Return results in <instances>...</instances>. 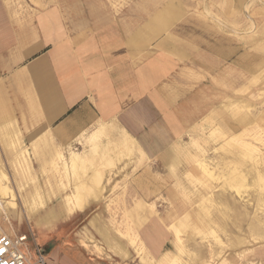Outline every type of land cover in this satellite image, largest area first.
Listing matches in <instances>:
<instances>
[{"label": "rangeland", "instance_id": "1", "mask_svg": "<svg viewBox=\"0 0 264 264\" xmlns=\"http://www.w3.org/2000/svg\"><path fill=\"white\" fill-rule=\"evenodd\" d=\"M14 5L42 11L93 7L96 16L119 24L128 43L136 45L137 65L158 60L166 86L157 104L170 122L182 108L188 113L192 108L198 114L194 120L200 105L208 109L185 133L183 126L176 128L174 144L155 157L108 125L101 139H89L93 132L87 133L67 153L45 141L42 162L34 157L39 143L0 141V172L9 177L18 206L11 215L4 203L15 233L32 228L38 237L36 225L42 220L41 246L47 251L49 243L69 241L87 216L105 213L142 264H164L167 257L150 262L141 238L142 230L157 223L171 240L166 252L178 254L179 264H264V183L258 180V173L264 175V0H14ZM28 152L29 166L22 158ZM55 152L61 157L51 164ZM73 153L84 158V165L68 167ZM235 167L247 179L234 188L226 177ZM76 190L82 196L67 209L65 199ZM39 200L43 209H36ZM182 220L179 252L170 227ZM97 250L102 264L121 261Z\"/></svg>", "mask_w": 264, "mask_h": 264}, {"label": "crops", "instance_id": "2", "mask_svg": "<svg viewBox=\"0 0 264 264\" xmlns=\"http://www.w3.org/2000/svg\"><path fill=\"white\" fill-rule=\"evenodd\" d=\"M118 26L96 16L93 7L42 11L0 0V113L6 118L0 114L1 143L18 139L42 146L47 141L54 150L67 153L82 136L108 125L125 131L155 157L174 144L176 128L183 126L181 134L185 133L203 117L208 109L201 105L196 120L198 114L190 107L191 113L185 108L175 111L171 122L164 116L157 102L166 86L165 73L157 59L137 65L136 45L128 43ZM9 224L16 234L10 220ZM36 226L38 237L32 228L20 235L42 245V220ZM70 237L48 244L47 264H102L97 249L120 256L117 264H142L105 213L87 216ZM141 238L150 262L173 254L165 250L171 240L158 223L142 230Z\"/></svg>", "mask_w": 264, "mask_h": 264}, {"label": "bare ground", "instance_id": "3", "mask_svg": "<svg viewBox=\"0 0 264 264\" xmlns=\"http://www.w3.org/2000/svg\"><path fill=\"white\" fill-rule=\"evenodd\" d=\"M229 4V3H228ZM218 23V22H217ZM216 23V24H217ZM246 94V93H245ZM239 101V100H238ZM236 103V102H235ZM226 107V106H225ZM225 110V109H224ZM252 110V109H251ZM233 111H235V110H233ZM232 112V111H231ZM237 112V111H236ZM235 112V113H236ZM4 113V112H3ZM234 113V114H235ZM1 114V116H2V113H0ZM7 115H8V113H6ZM239 114V113H238ZM238 114H236V115H238ZM243 115V114H242ZM0 116V117H1ZM5 116V115H4ZM261 116H262V114H261ZM3 117V116H2ZM6 117V116H5ZM262 118V117H261ZM264 118V117H263ZM3 119H4V117H3ZM6 119V118H5ZM4 119V120H5ZM251 119V118H250ZM252 119H253V117H252ZM256 119H257V117H256ZM0 120H1V118H0ZM241 122H245V121H247V119H246V117H241L240 119H239ZM258 120V119H257ZM257 120H256V122L255 123H257ZM237 122V121H236ZM259 123V122H258ZM260 124V123H259ZM245 128H246V126H245ZM244 128V129H245ZM222 129V128H221ZM108 130V129H107ZM105 132V129H104V125H102L101 127H99V129H97L95 132H93L90 136H89V139H96L97 140V138L99 137V134L100 133H104ZM229 132H231V131H229ZM242 132H243V130H242ZM107 133V132H106ZM241 133V132H240ZM242 134V133H241ZM103 135H105V134H103ZM102 135V136H103ZM237 135V134H236ZM237 136H239V135H237ZM217 137V136H216ZM225 137V136H224ZM228 137V136H227ZM230 137V136H229ZM240 137V136H239ZM244 137V136H243ZM250 137V136H249ZM248 137V138H249ZM100 138V137H99ZM240 138H242V137H240ZM101 139V138H100ZM95 140V141H96ZM229 140V139H228ZM241 140V139H240ZM94 141V142H95ZM223 141V140H222ZM225 141V140H224ZM237 141V140H236ZM250 141H252V140H250ZM93 142V143H94ZM233 142V141H232ZM240 142V141H239ZM238 142V143H239ZM242 142H243V140H242ZM244 143V142H243ZM237 144V143H236ZM240 144V143H239ZM260 144V143H259ZM264 144V143H263ZM232 145V144H231ZM234 145V144H233ZM261 145V144H260ZM44 146V145H43ZM43 146H37V148H39V149H41ZM221 147H222V145H220ZM240 146V145H239ZM256 146H257V144H256ZM227 147V146H226ZM245 147H248L249 148V144H246L245 146H244V148ZM44 148V147H43ZM54 148V147H53ZM58 148V147H57ZM235 148V147H234ZM238 148V147H237ZM242 148V147H241ZM254 148V147H253ZM260 148V147H259ZM258 148V149H259ZM232 149H233V147H232ZM247 149V148H246ZM22 151H23V153H24V151L25 152H27L28 151V149L27 150H23V149H21ZM50 150V149H49ZM61 150V149H60ZM237 150H239V149H237ZM236 150V151H237ZM244 150V149H243ZM249 150V149H248ZM251 150H252V148H251ZM239 151H241V150H239ZM238 151V152H239ZM246 151V153H247V150H245ZM250 151V150H249ZM261 151V150H260ZM36 152V151H35ZM233 152V151H232ZM254 152H256V151H254ZM259 152V151H258ZM257 152V153H258ZM29 153V152H28ZM245 153V154H246ZM260 153V152H259ZM233 154V153H232ZM235 154V153H234ZM23 155V154H22ZM240 155V154H239ZM253 155V154H252ZM251 155V156H252ZM260 155H261V153H260ZM49 156V155H48ZM193 156V155H192ZM241 157L243 156V154L242 155H240ZM248 156H250V155H248ZM255 156V155H254ZM34 157H36V158H38L41 162H42V154L41 153H39V152H36L35 153V156ZM51 157H53L54 158V160L52 161L51 160ZM51 157L48 159V162L49 163H54V162H56L57 161V159H58V157L60 158L61 157V154H59L58 152H55L53 155H51ZM239 157V156H238ZM246 157V156H245ZM23 162L25 163V164H27L28 166L31 164L30 163V161H32V157H31V154L29 153V155L28 154H26V155H23ZM57 158V159H56ZM251 158V157H250ZM56 159V160H55ZM254 159V158H253ZM253 159H251V160H253ZM256 159H257V157H256ZM255 159V160H256ZM44 160V159H43ZM241 160V159H240ZM247 160V159H246ZM248 160H250V159H248ZM219 161V160H218ZM86 161L84 160V158L83 157H81L80 155H77V154H75V153H73L72 154V156H71V158H70V160H69V162H68V167L70 168V169H72V168H75V167H77V166H79L80 164H83V163H85ZM204 162V161H203ZM251 162V161H250ZM254 162V161H253ZM257 163V162H256ZM234 164V163H233ZM241 164V163H240ZM246 164V163H245ZM244 164V165H245ZM257 164H259V163H257ZM256 164V165H257ZM261 164V163H260ZM84 165V164H83ZM82 165V166H83ZM191 165V164H190ZM213 165H214V163H213ZM222 165V164H221ZM81 166V167H82ZM202 167H203V170H204V172L208 175V176H211L212 177V172L211 171H209V169L207 168V166L206 165H201ZM238 166V165H237ZM253 166H255L254 164H253ZM258 166V165H257ZM256 166V167H257ZM224 167V166H223ZM242 167H243V165H242ZM230 168V167H229ZM201 169V168H200ZM232 170H234V169H232ZM241 170V169H240ZM263 170V169H262ZM185 171V170H184ZM259 171V170H258ZM243 172V171H242ZM241 172V173H242ZM262 172V171H261ZM238 170H237V168L235 167V170L232 172V174L228 177V179H227V177H226V182H228L229 184H230V186L232 187L233 185V187L235 188V187H238V186H240V184H242V180L243 181H245L246 179H244L245 178V176H242V174H241ZM195 175V174H194ZM188 176H190L191 177V175H189L188 174ZM217 176V175H216ZM222 176H220V178H221ZM191 178H193V177H191ZM219 178V177H218ZM258 180H259V182L260 183H264V175H261L260 173H258ZM214 181H216V179L214 180ZM71 183V182H70ZM183 183V182H182ZM224 183V182H223ZM246 182H243V184H245ZM9 184H10V179H9V177L6 175V174H4L3 172H0V201L1 202H3V203H5V205H6V207H7V210H8V212L11 214V213H14V212H16V210H17V203H16V194H15V192H13V190L10 188V186H9ZM79 184V183H78ZM225 184V183H224ZM242 184V185H243ZM208 185V184H207ZM260 185H263V184H260ZM185 186V185H184ZM226 186V185H225ZM81 187V186H80ZM79 187V188H80ZM201 187V186H200ZM208 187V186H207ZM241 187H243V186H241ZM230 188V187H229ZM233 188V189H234ZM231 189V188H230ZM239 189V188H238ZM188 191H190V190H188ZM190 193V192H189ZM194 193V192H193ZM38 194V193H37ZM193 195V194H192ZM81 196H82V194L78 191V190H76L75 192H73V194L72 195H68L67 197H66V199H65V205H66V207H67V209H72V207H71V205H72V202H73V200L74 199H78L79 200V198H81ZM186 196H188V195H186ZM191 198V197H190ZM71 201V202H70ZM194 201H196V199L194 200ZM193 201V202H194ZM76 203H77V201H75ZM37 203V202H36ZM183 203V202H182ZM187 203V202H186ZM77 204H79V203H77ZM180 204V203H179ZM44 205H45V203L42 201V200H39V203H38V205L36 206V209H40V207L43 209L44 208ZM210 205V203L208 204V206ZM183 206V205H182ZM195 206V205H194ZM200 206V205H199ZM4 207V209H3V220H4V223H6L5 221H9V217H8V212H7V210H6V207L5 206H3ZM187 207V206H186ZM203 207H204V205H203ZM199 208V207H198ZM34 209V208H33ZM169 209H170V207H169ZM196 209H197V207H196ZM202 209V208H201ZM76 210V209H75ZM175 210V209H174ZM210 210V209H209ZM180 212V211H179ZM189 212H191V211H189ZM188 212V213H189ZM195 212H197L196 210H195ZM171 213V212H170ZM174 213H175V211H174ZM178 213V212H177ZM186 213V212H185ZM12 215V214H11ZM171 215V214H170ZM178 215V214H177ZM184 217V216H183ZM209 217V216H208ZM185 219H187L188 217H184ZM194 218V217H193ZM207 219V218H206ZM210 219V218H209ZM184 220V219H183ZM183 220L182 221H179L177 224H175V225H172L171 227H170V229L175 233V237H176V240H177V242L176 243H178V245H177V250L180 252V251H182V249H183V242H182V238H180V233H181V231H180V228L183 226ZM11 221V220H10ZM190 221V220H189ZM185 222H187L186 220H185ZM128 223H129V221H128ZM182 223V224H181ZM172 224V223H171ZM181 224V225H180ZM5 225V224H4ZM203 225V224H202ZM6 226H7V224H6ZM133 227V226H132ZM134 229V228H133ZM128 230V229H127ZM130 230V229H129ZM131 231V230H130ZM134 231V230H133ZM169 231V230H168ZM208 231V230H207ZM137 232V231H136ZM134 233V232H133ZM205 233V232H204ZM203 233V234H204ZM211 233V232H210ZM182 236V235H181ZM135 237H137V236H135ZM215 237V236H214ZM137 239H139V237L137 238ZM141 241V240H140ZM184 241V240H183ZM134 243H136L137 244V242L134 240ZM125 246V245H124ZM141 246V245H140ZM128 249V248H127ZM141 249L143 250V245H142V247H141ZM129 250V249H128ZM142 250H141V252H142ZM168 250V249H167ZM187 252V251H186ZM143 253V252H142ZM170 253V252H169ZM173 253V252H172ZM180 254V253H179ZM184 254V253H183ZM163 255V254H162ZM169 255V254H168ZM178 255V254H177ZM177 255H175V254H173V255H171V256H167L162 262L164 263V264H179L178 263V257H177ZM181 255V254H180ZM164 256V255H163ZM161 257V256H160ZM153 261V260H152ZM158 262V261H157ZM161 262V263H162Z\"/></svg>", "mask_w": 264, "mask_h": 264}, {"label": "built area", "instance_id": "4", "mask_svg": "<svg viewBox=\"0 0 264 264\" xmlns=\"http://www.w3.org/2000/svg\"><path fill=\"white\" fill-rule=\"evenodd\" d=\"M3 206L0 201V264H47L46 251L34 237L13 234L9 221L4 223Z\"/></svg>", "mask_w": 264, "mask_h": 264}, {"label": "snow or ice", "instance_id": "5", "mask_svg": "<svg viewBox=\"0 0 264 264\" xmlns=\"http://www.w3.org/2000/svg\"><path fill=\"white\" fill-rule=\"evenodd\" d=\"M0 251H2V250H0Z\"/></svg>", "mask_w": 264, "mask_h": 264}]
</instances>
